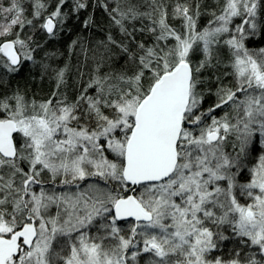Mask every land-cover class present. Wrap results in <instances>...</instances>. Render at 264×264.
<instances>
[{"label":"snow or ice","instance_id":"obj_1","mask_svg":"<svg viewBox=\"0 0 264 264\" xmlns=\"http://www.w3.org/2000/svg\"><path fill=\"white\" fill-rule=\"evenodd\" d=\"M0 264H264V0H0Z\"/></svg>","mask_w":264,"mask_h":264},{"label":"trees","instance_id":"obj_2","mask_svg":"<svg viewBox=\"0 0 264 264\" xmlns=\"http://www.w3.org/2000/svg\"><path fill=\"white\" fill-rule=\"evenodd\" d=\"M211 2V0H209ZM90 11V9H89ZM87 15V12H84L81 16V19H83ZM97 19H101V14L99 12L96 13ZM75 21H70L69 26H71ZM207 22V17H203L200 21L201 25L205 24ZM75 38L74 35L72 34H64L62 33L56 40L49 41L48 44L46 45V50L50 52H57V53H66L67 45L71 42V39ZM97 38L99 36L97 35ZM56 59L62 64L67 61V55L64 56H57ZM74 62V59H73ZM26 69V68H25ZM25 69L23 72L15 78L16 81H18L21 86H24L27 81H28V69L27 72H25ZM29 87L32 89H36L37 85L36 84H29Z\"/></svg>","mask_w":264,"mask_h":264},{"label":"rangeland","instance_id":"obj_3","mask_svg":"<svg viewBox=\"0 0 264 264\" xmlns=\"http://www.w3.org/2000/svg\"><path fill=\"white\" fill-rule=\"evenodd\" d=\"M27 72V68L25 69V72L24 73H26Z\"/></svg>","mask_w":264,"mask_h":264}]
</instances>
